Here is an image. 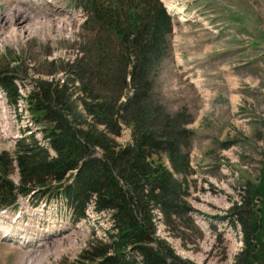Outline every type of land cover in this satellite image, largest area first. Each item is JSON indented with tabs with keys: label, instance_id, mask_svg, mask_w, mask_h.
Wrapping results in <instances>:
<instances>
[{
	"label": "trees",
	"instance_id": "obj_1",
	"mask_svg": "<svg viewBox=\"0 0 264 264\" xmlns=\"http://www.w3.org/2000/svg\"><path fill=\"white\" fill-rule=\"evenodd\" d=\"M79 4L84 28L96 35L85 41L80 57L51 63L52 79L38 78L25 98L52 152L30 133L18 140L14 159L0 155V208L35 191L38 199L64 200L78 222L93 202L113 223L107 239L88 241L80 264H194L159 231L162 225L184 247L196 243L194 234L203 236L188 201L189 117L169 113L152 97L153 70L168 55L173 16L162 0ZM60 69L63 82L55 76ZM0 86L16 105L23 99L9 70L0 68ZM127 127L131 140L122 143L118 138ZM13 160L18 185L9 177ZM243 192L231 223L242 226L245 248L233 264L264 262L255 209L264 188L248 184Z\"/></svg>",
	"mask_w": 264,
	"mask_h": 264
},
{
	"label": "rangeland",
	"instance_id": "obj_2",
	"mask_svg": "<svg viewBox=\"0 0 264 264\" xmlns=\"http://www.w3.org/2000/svg\"><path fill=\"white\" fill-rule=\"evenodd\" d=\"M32 1L0 0V68L14 74L23 96L17 105L5 99L0 105V155L8 152L13 159L18 140L28 134L26 125L32 124L27 91L38 78L51 80L49 73L57 64L80 57L85 41L96 35L83 26L86 16L79 0H38L36 6ZM162 2L167 10L181 7L184 13L170 12V49L153 70L152 97L169 113L189 117L187 127L194 133L188 149V201L200 218L194 219L203 236L194 234L196 243L184 247L162 225L159 231L178 255L194 264H233L245 248L242 226L231 223L234 207L243 202L248 184L264 188V0ZM16 6L27 7L30 19L38 20L32 30L9 32L8 8L16 14L14 22L24 21ZM55 76L62 82L66 77L62 69ZM36 138L49 147L40 132ZM118 140H131L128 127ZM9 176L20 178L14 160ZM21 196L20 219L27 228L41 230L43 237L25 246L0 239V264H80L78 257L88 241L107 239L113 223L107 212L90 209L85 220L74 223L64 203L36 206V198L25 201ZM255 209L264 249V195ZM11 227L19 228L14 223ZM261 263V258L254 261Z\"/></svg>",
	"mask_w": 264,
	"mask_h": 264
},
{
	"label": "bare ground",
	"instance_id": "obj_3",
	"mask_svg": "<svg viewBox=\"0 0 264 264\" xmlns=\"http://www.w3.org/2000/svg\"><path fill=\"white\" fill-rule=\"evenodd\" d=\"M51 1V0H50ZM34 3H37L36 1H34ZM17 8L18 7H21V9L19 10V12H18V14H19V16L20 17H22V19L24 20V21H16V22H14V20H15V16H16V14L12 11V9H9L8 8V10H7V13H6V21H7V23L9 24V27H10V30H9V32H13V33H16V32H25L28 28L30 29V30H32V27H31V25L32 24H36L37 22H38V20H32V19H30V11L28 12L26 9H27V7L25 8V6H16ZM16 7H15V9H16ZM169 8V11L170 12H175V13H184V10L181 8V7H176L177 9H173V8H170V7H168ZM172 9V10H171ZM32 18V17H31ZM25 19H27V20H25ZM28 23V26L26 27V26H22L21 25V23ZM19 27L21 28V29H19ZM33 32V31H32ZM11 36H14L15 37V35L14 34H11ZM20 37L22 36V34H20L19 35ZM1 42H2V40L0 39V44H1ZM27 96V95H26ZM25 97V96H24ZM24 107V106H23ZM26 115V114H25ZM5 119V118H4ZM29 120H31L32 122V124L31 125H26V126H30V127H32V126H34V124H33V120L31 119V116L29 117ZM0 122H3V119H1L0 118ZM34 129H35V127H33ZM38 134H39V132H38ZM41 140V139H40ZM48 143H49V141H47ZM43 143V140H41V142H40V144L41 145H43L42 144ZM196 218H197V220H200V218H198L197 216H195ZM201 217V216H200ZM202 222V221H201ZM207 227V226H206ZM1 228L3 229L4 228V226H1ZM160 228V227H159ZM5 232H7V231H5ZM26 235H29V233L28 232H25L22 236H21V239L23 240L24 238H25V236Z\"/></svg>",
	"mask_w": 264,
	"mask_h": 264
}]
</instances>
